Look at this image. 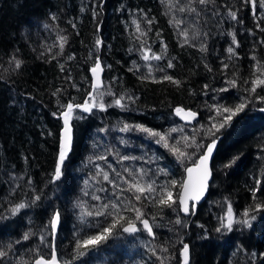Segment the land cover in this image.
<instances>
[{"label": "trees", "instance_id": "trees-1", "mask_svg": "<svg viewBox=\"0 0 264 264\" xmlns=\"http://www.w3.org/2000/svg\"><path fill=\"white\" fill-rule=\"evenodd\" d=\"M189 6L196 12L179 11ZM231 12L238 18L232 19ZM145 54L162 59L145 61ZM97 58L104 66V91L94 97L105 108L74 110L71 150L56 180L60 113L70 102H93L90 68ZM164 75L180 84L163 80ZM257 78L264 79L259 0L255 8L250 0L203 5L198 0H0V252L5 253L0 264H32L36 257H49L53 243L62 264H179L183 243L190 246V264H264V209L256 210L257 204L264 205V102L257 99L264 96V86L256 93L245 91ZM120 97L123 107L114 103ZM245 100L250 102L245 112L220 128L224 107L234 109ZM176 106L193 108L198 117L182 123L173 113ZM125 124L165 134L169 146L139 129L121 131ZM219 135L209 191L194 215L161 211L143 197L136 201L127 190L128 179L144 185L175 179L177 185L169 190L177 198L185 167L204 149L193 156L191 147L175 140L188 137L207 145ZM173 146L191 159H178L170 151ZM104 172L124 189L123 196L119 188L114 194ZM113 200L139 208L155 236L137 222L141 231L135 234L118 232L95 251L76 249L78 241L112 219L86 212L95 213ZM20 203L28 207L13 214ZM229 204L237 221L249 212L253 226L235 224L231 232H217L226 223ZM56 210L61 222L54 234L50 221ZM121 214L128 221L135 216ZM178 217L181 225L175 223ZM26 233L28 240L23 239Z\"/></svg>", "mask_w": 264, "mask_h": 264}, {"label": "snow or ice", "instance_id": "snow-or-ice-1", "mask_svg": "<svg viewBox=\"0 0 264 264\" xmlns=\"http://www.w3.org/2000/svg\"><path fill=\"white\" fill-rule=\"evenodd\" d=\"M209 0H198L199 4H207ZM252 7L255 8L257 4V0H250ZM259 3L261 5V8H264V0H259ZM189 11V12H196L195 7L189 6L187 9L184 7L179 8V11L184 12V11ZM230 16L232 19H237V14L236 12H231ZM55 19V17H53ZM151 23V21H149ZM178 23H183V21H178ZM137 30L139 31V26H137ZM182 35L187 37L188 33L187 31H183ZM61 39H64L63 37ZM187 42V41H186ZM97 45H102V40L98 39L96 40ZM63 47V45H61ZM206 48L204 45H201V51H205ZM150 51V49H146V52ZM234 48L229 47L228 52L233 53ZM72 57H69L71 59ZM154 59V60H160L162 59V56L159 55H154L152 57H149V55L145 54L143 56V59L145 61H148L149 59ZM20 61H16V66H20ZM169 68L173 67L172 63L169 62L167 65ZM110 67V66H108ZM225 68L228 66L225 65ZM61 68L63 69V65H61ZM149 72L152 71L151 66H149ZM91 73L93 74V77L95 78V83L92 85L93 92H89V97L92 99V103H88L87 101L83 104H73V103H68L66 105L65 111L61 113L64 121V127H63V140L61 143L60 151H59V164L57 165L55 169V179L60 180L63 172H62V166L64 165L65 159L71 150V127L69 123V118L72 116L74 113L75 109H82L83 112H92L94 108L99 107L101 109L105 108V105L101 103H97L94 97V92L102 86V80L100 78L99 73L103 71V68L101 66V62L99 58L94 63V66L91 67L90 69ZM163 71V70H161ZM146 78V77H145ZM163 80H167L169 82H173L177 85L180 84L179 80H173L171 76L164 75ZM234 87L236 86L235 81L230 82ZM259 86H264V79L257 78L252 82V87L250 89H245V91H251L252 93H256L257 87ZM205 88L208 87V85L204 86ZM220 91H227V89H220ZM124 97H120V99H117L114 101L115 105L119 107H123V101ZM257 99L261 100L264 102V96H257ZM249 101L245 100L238 105L235 106V108H229V107H224L223 112L225 115H223V123L220 124V128L227 127L229 124H231L232 120L234 117H236L240 113H244L245 110L249 107ZM184 109L182 108H176L175 113L177 115H181L184 113ZM261 112H264V108L260 109ZM217 112L219 113V109H217ZM55 115V114H54ZM198 113L192 112L191 110H188L187 115L184 117L186 120L189 118L195 119L197 117ZM213 129H216L217 131L219 129L216 128V125L213 124ZM139 129L140 131L148 133L150 136L158 137L156 139L157 144H164V147H168V137L165 134L155 132L152 129L146 128L142 125H136V126H130L125 124L124 127L121 129V131H130V130H136ZM171 132H178L181 131V129L173 128L170 130ZM211 131V130H210ZM212 136L215 137V132H211ZM181 140L184 141V148L187 149L189 147L192 148V155H196L197 152L200 151L201 148L204 149L203 154L199 155L197 157L198 162L194 161L195 167H189L186 169V173L188 175L187 180H182L180 182V188L176 193V197H173V192L169 190L170 187H175L177 185V181L175 179H172L170 181H165L163 184L157 185L155 180H151L148 182L146 185L141 184L139 179H128L126 183H128V191L135 193L134 199L136 201H141L142 197L145 200H148L149 202L153 203L154 206H157L160 208L162 211L164 208L172 209L173 211L179 210V212L184 213V214H189V215H194L195 214V202H198L205 192L207 191L208 188V182L209 179L212 175L211 169L208 167L209 160L212 157L213 150L216 148L217 140L215 138L212 139L211 143L207 145H203L198 143L195 139L189 140L188 137H182L181 139L175 140V144H180ZM170 151L173 155H176L178 159H191V156L188 154L187 151H181L179 147L173 146L170 148ZM98 159H106V157H98ZM123 160H128V159H135L134 157H127L124 156L122 157ZM238 159V158H237ZM235 163V160H233L230 164L225 165V167H231V164ZM125 171H128L125 169ZM160 173H163L165 176L168 175L167 171L165 169H158L157 170ZM196 171L198 173V177L196 181L194 182L192 179V173ZM100 173H97L99 175ZM141 176L146 175L144 173V170H140ZM117 177H120L119 173H116ZM135 175V174H134ZM103 180L104 181H109L113 185V192L115 194L116 189L119 188V185L116 183L115 180H110V176L108 172L103 173ZM87 183V182H85ZM103 191V189H102ZM120 195L123 196L124 189L119 188ZM36 200H39L40 197L37 196L35 197ZM94 200H101L100 196H94ZM28 207V205L24 203H20L18 205H15L11 211L13 214L18 213L21 211V209H24ZM261 209H264V205L257 204L256 205V210L259 211ZM131 211L135 214L134 219L128 221L124 215H122V212H128ZM85 213L81 214V218L83 219V216ZM87 216H92L95 215L97 217L99 216H111L112 219L108 223L107 227H103L102 230L97 231L96 234L94 235H89L85 239L80 240L76 243L75 247L76 249L80 248H85L88 249L89 251H95L98 248H100L102 245L106 244L110 238L115 237L118 232L122 233H128V234H135L139 231H141V228L138 227L137 222H139V225L142 226L143 230L146 231L149 235L155 236L153 226L150 223L149 219L144 218L145 214L139 209V208H126L120 206L116 201H109L106 203H103L100 205V210H97L95 213L91 211L86 212ZM249 216V212L244 213L245 219L237 221L235 219V214L232 211V207L229 204L228 205V211L226 215V223H221L220 228H217L216 231L220 232L222 229L231 232L234 228L235 224H242V225H247L249 228H251L253 225L251 221L247 218ZM223 220V218H222ZM251 220L254 221L256 220V216H252ZM61 222V214L59 211H57L52 220L50 221L51 227L53 230L57 228V226ZM125 222V223H122ZM177 225H181L182 221L178 217L175 221ZM24 240L29 239V234H24L23 236ZM41 241H43V236L40 237ZM150 251L155 252V249H150ZM167 251V249H165ZM5 253L0 252V257H3ZM79 255L83 256L85 255V252L81 251ZM261 255H264V253H261ZM182 264H190V246L186 243L182 244ZM253 256H255V253H253ZM34 264H60V261L57 257V253L55 251V245L54 243L52 244V251H51V258L50 259H45L43 256L38 257L35 261ZM161 264H163V260H161Z\"/></svg>", "mask_w": 264, "mask_h": 264}, {"label": "water", "instance_id": "water-1", "mask_svg": "<svg viewBox=\"0 0 264 264\" xmlns=\"http://www.w3.org/2000/svg\"><path fill=\"white\" fill-rule=\"evenodd\" d=\"M93 66H94V65H93ZM93 66H92V67H93ZM101 66H102V68H103V71H102L101 73H99V75H100V78H101V80H102V86H103V84H104V66H103L102 64H101ZM90 69H91V68H90ZM90 76H91V85H93V83H95V78L93 77V74L91 73V71H90ZM102 86H101V87H102ZM101 87H99V88H101ZM92 91H93V89H92ZM178 107H179V108H182V109L185 110L184 113H182L181 115H177V114L175 113V109L178 108ZM65 109H66V108H65ZM65 109H64L63 111H65ZM188 110H191L192 112H196V113H198V111L195 110V109H193V108L183 107V106H176V107H174V109H173V113H174V115H175V116H176V117H177L182 123H186V124H188V123H193V122L196 120V118L198 117V115H197V117H196L195 119H191V118H189L188 120H186L184 117L187 115ZM63 111H62V112H63ZM62 112H61V113H62ZM61 113H60V116H61V121H62V127H61V129H60V147H61V143H62L63 136H64V133H63L64 121H63V117H62ZM69 123H70V127H71V133H70V134H71V137H72V139H73V131H72V125H71L70 119H69ZM220 138H221L220 135H219L217 138H215V139L217 140V144H218V141H219ZM211 141H212V140H210L207 144L211 143ZM71 144H72V141H71ZM217 144H216V148H217ZM216 148L213 150L212 157H211V159L209 160V164H208V167L211 169V172H212V175H211V177H210V179H209V182H208V188H207V191L205 192V194L203 195V197H202L198 202H195V211H196L197 205L205 200V198H206V196H207V193H208V191H209L210 183H211L212 176H213V171H212V161H213V158H214V155H215V152H216ZM203 152H204V150H203ZM203 152H202L201 154H203ZM201 154H200V155H201ZM195 162H198V159H196ZM189 167H195L194 162L191 163V164H188V165L185 167V169H184V176H183V179H182V180H187V179H188V175H187V173H186V169L189 168ZM197 177H198V173H197L196 171H194V172L192 173V179H193L194 182L196 181ZM56 212H57V210L53 213V216H54V214H55ZM182 214H184V213H182ZM184 215H188V214H184ZM53 216H52V218H53ZM51 220H52V219H51ZM58 227H59V225L57 226V228H56L55 230H53V233H54V234H56V232H57V230H58ZM186 244H188V243H186ZM55 251H56V249H55ZM181 252H182V247H181V249H180V260H179V264H182V256H181ZM56 253H57V251H56ZM57 257H58V253H57ZM37 258H38V257H36V258L33 260L32 264H34V261H35ZM44 258H45V259H50V258H51V255H50L49 257H44ZM58 259H59V257H58ZM190 260H191V258H190ZM59 261H60V259H59ZM60 264H62L61 261H60Z\"/></svg>", "mask_w": 264, "mask_h": 264}, {"label": "rangeland", "instance_id": "rangeland-1", "mask_svg": "<svg viewBox=\"0 0 264 264\" xmlns=\"http://www.w3.org/2000/svg\"><path fill=\"white\" fill-rule=\"evenodd\" d=\"M102 91H104L103 87L98 88V89L95 91V95H96V96L101 95V94L103 93ZM69 119H70V118H69Z\"/></svg>", "mask_w": 264, "mask_h": 264}]
</instances>
